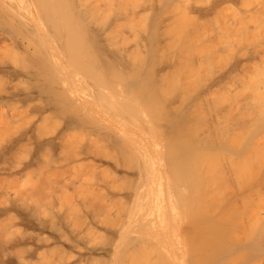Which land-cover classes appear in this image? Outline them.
Here are the masks:
<instances>
[{"label": "bare ground", "instance_id": "obj_1", "mask_svg": "<svg viewBox=\"0 0 264 264\" xmlns=\"http://www.w3.org/2000/svg\"><path fill=\"white\" fill-rule=\"evenodd\" d=\"M262 23L264 24V0H0V264H10L16 260V262L23 264H130V260L135 253L133 237L125 244L121 243L123 241L120 243L118 242L120 241L119 239L127 237L129 229L118 228L111 215L108 216V208L113 206H109V204L113 200L115 194H113L111 188L108 189V186L105 187L110 190V192L107 190L105 191L103 184H109L103 182L106 179L102 182H100V178L96 180L98 179L96 175L100 171L103 172L108 170L107 168L110 167V165L107 167L109 162H106V164L104 156L101 153L96 152L92 147H88L86 143L89 142L81 143L80 140L83 138H80V136L78 137L76 135L78 139L72 136V139L80 141L79 146L77 145V140L76 142L75 140H71V137L67 136L69 131L78 130V128L82 126L85 127L82 131L87 130L86 128H92V126H87L88 124L93 125V127H95L93 129L97 130H92L90 128L89 130H92L93 133L90 131L92 134H94V132L98 134L108 131L107 127L94 122L85 114L89 105H91L92 102L97 103L99 98L96 95L97 92L94 90L92 91L90 88L92 83L102 79V71L106 63L112 65V62L115 61L117 64H123V66L129 65L131 60L127 58L129 55L126 54L133 48L137 47L138 49L140 48L139 50H141V52H146L147 50H143V48L149 50L155 49L156 51L157 48L161 49V47L165 46L167 48L172 47L170 46V41H168L169 47L164 44L162 45L160 36L175 33L178 36L177 38L181 40V47L183 49L187 51H200L202 52H199L201 56L204 53L205 57L210 58L206 56L205 53H207L214 58L215 56L217 57V55L221 57L222 54L228 53L229 50L233 51L234 49L232 47L234 46H236V48L237 45L240 44H244V47L245 44L247 46V42H249L252 37L248 35L251 33V35L255 34L254 32L259 30V28V32L261 28L264 29ZM261 25L262 27L258 28V26ZM140 26L145 29H141ZM139 30H143L142 32L145 33ZM259 32L253 35V37L255 36L254 39L258 38L256 37L258 34L259 40L261 37L263 38V40L261 38L262 42L259 41V43H262V48L259 49L260 47H258L255 51H251L252 53L247 52L251 54L252 59H256L257 56L260 57L258 59L259 61L256 59V62H260L261 60L260 65L258 63V66L255 65L256 67L254 68L256 62L252 63L253 67L251 65L252 69H249L251 71L254 68L255 71H257L254 74L257 76V80H253L257 90L255 95L252 94L253 96L250 97L249 100L246 99L243 104L240 102L241 100L239 101L237 99V102L234 98L233 103L235 104L236 101V104L232 106L233 108L236 106L242 107L245 104L244 111L247 110V113L252 117V119L249 117L251 120L246 119L252 123H248V126L252 125L253 127V130H251L252 127L249 126L251 128L247 131L249 127L247 128L245 125L246 122L243 120L246 116L242 118L244 122L241 121V123H239L238 120V122L233 120L234 122L236 121L238 125L243 124L244 126H241V128L246 126L247 130L243 128L247 131L245 133L246 137L247 133L251 132V135L248 133V138L249 136L251 137L246 141V145H243L245 147L241 146L242 144L239 141L240 144H238V146L240 145L242 148L239 146L241 149L237 150L236 147V151L231 153L229 156L230 158L227 156V158L231 160H229L231 166H233V175H231L234 177L239 176V178H241L240 175L243 176L241 173H244V171L242 169L238 170V165H249V163L252 162V156H255V154L258 156L260 153L258 150H260V148L264 150V145L261 147L264 143L259 145V142L263 139L261 136L264 135V77L259 78L260 72H262L261 75L264 72V33H262L264 30L260 32L262 36ZM139 34H145V36L141 35L139 38ZM253 37L251 38L252 42ZM164 42L167 41L164 40ZM248 46L250 45L248 44ZM244 49L242 48V50H240L243 51ZM153 50L150 51L153 52ZM240 50L239 53L237 51V56L241 54ZM245 51L247 50H244V52ZM147 53L149 52L147 51ZM250 54H248V56H250ZM216 57L215 59L217 60L218 57ZM219 59L217 60L218 62ZM200 60L202 62L205 59L202 60L200 57ZM136 61L138 62V60ZM136 61L132 62L137 64ZM212 62L214 63L213 59ZM138 63L141 64L140 62ZM235 63L233 66H237V68H241L244 65L243 62ZM248 63L250 62L245 63L246 65H244V67L247 66ZM230 64L232 66V63ZM239 64H241V66ZM225 67L227 68V66ZM225 67L223 68L225 69ZM244 67H242L241 71ZM213 68L215 67L213 66ZM245 70L244 68V71ZM244 71H242V73H244ZM217 73L219 74L220 72L218 71ZM229 73L232 74V71ZM248 75V77H250L249 73ZM223 77H226V75ZM248 77H245L246 80L243 77L245 80L244 82L247 81ZM231 79L232 77L228 80ZM239 79L235 78V80L238 81ZM249 80L252 82V79ZM5 83L13 85L14 88H10L8 85H5ZM21 83H30V89L17 86ZM67 83L71 84L69 93L78 104L71 112L65 111L66 106L64 102L67 101H65L64 94L58 87L60 84ZM208 91L211 90H207V92ZM36 93L45 96L47 99L45 105H42L43 111L45 107H47V110L48 107L50 109V107L52 108L55 105L58 106V109L66 112V117L65 114L63 116L64 124L61 127L55 126V130L53 129L51 133L49 131L51 128L47 129L48 131H43L46 129H43L42 127L44 126H41V130L37 120L30 119L23 121L22 118L16 117V109H12L14 102L33 96L31 98L32 100ZM215 93L214 95L217 94ZM231 93L232 92L229 94L232 95ZM207 95L209 97V94ZM202 96L206 98V95L203 94ZM204 101L202 102L204 103ZM84 102H87L88 105L85 106ZM198 103L202 104L200 102ZM39 108L42 109L41 106H39ZM104 109L110 112V110ZM241 112L238 113L240 118L236 115L239 120L241 119ZM245 114L244 112V115ZM223 127L225 126L223 125L221 130H224L222 129ZM44 128L47 127L45 126ZM58 128L60 129L58 130ZM232 130H234V128ZM244 130L243 132H245ZM47 132H49L50 135ZM234 132L233 135L236 133ZM243 132L241 131V133ZM80 133L81 131L78 135H80ZM236 134H239V132L237 131ZM233 135H229L226 141L229 142L230 138L234 139L232 138L234 137ZM239 135H236L237 138L235 136L234 140H238ZM206 139L205 142L207 143L208 141H206ZM67 141L71 143L75 142L74 145L72 144L75 148L71 149V147L65 143ZM118 141L119 139L117 138L113 139L114 143H118ZM65 145L69 146L70 149L65 147ZM234 145L236 146V144ZM45 146H49L50 148L47 158L42 157L44 155L43 148ZM222 155H224V153ZM226 155L228 154L226 153ZM259 155L262 157H260V162L262 160L260 165L262 166H259L262 170L258 167L261 175L255 174V177L256 175L260 177L251 178L256 180L252 181L250 179L252 182L245 183V189H242L244 194H242V200L244 201L240 200L242 203L247 204L248 201L250 202L249 204L253 202L252 205L254 204L255 208V211H253L252 205L248 204V206L246 204L248 206V211H245V208L243 209V213H245L243 218L247 216L246 219L248 218V221H251L253 217V219L256 220L259 219V222L252 219V222H257H254L256 225L254 227L256 228L251 227L252 224H247L248 228L250 226L251 231L250 228L248 229L246 226V229L250 231V234L248 233L250 237L247 235L249 241H246L245 244L244 242H242L243 244L238 242L240 241V234L235 238L234 236L237 234H233V230L230 228L231 226H228L229 222H231L229 221V219H231V213L227 212V215L230 214V218L225 213L227 210L231 211L232 208H229L230 210L224 209L226 210L225 212L221 209L224 213L222 214V211L219 210L221 212L217 214L226 215H224L225 220L222 218L223 216H220L224 222L226 221L225 226L223 225V220L219 219V216L217 219L220 221V226L218 222H216L218 224L217 227L214 226L215 224L212 225L217 219L214 216L212 219L211 216L210 220L207 219L208 217H206L205 220L207 219L210 221H206L208 225L212 222L211 226H213L214 230L211 229L212 227L209 229L210 225L209 227L194 226V228L192 227L193 225H190L191 229L189 226V228L187 227L188 223H185L186 226L184 225L177 229H168L165 241L163 242L165 245V247H163L165 250L163 249V251L166 255V264H224L229 256V252L233 253V249L237 248L239 251L235 250V254L240 251L241 254H243L246 251L250 254L248 256H251V258L257 257L258 259H264V208L262 209V206H260H264V202L258 204L261 202L260 198L258 199L260 202H258V200L255 202V200L251 199L254 196L260 197V193H262V191L264 192V152ZM236 157L241 160H236ZM254 160L255 159H253V161ZM257 160H259V158ZM254 162L251 165L254 166V164L257 163V161ZM180 166L182 167V165ZM197 171H199V169ZM203 171L205 172L206 168ZM223 173L226 174L224 171ZM28 174H34V180L30 182L28 180L26 183H22L24 177ZM245 174L246 176H244L247 181L249 173L245 171ZM252 174L250 177L254 176ZM22 175L23 177L20 180L21 186H19L17 181ZM113 175L115 177L117 176V170L113 172ZM113 175L112 178H114ZM89 176L95 178L94 181H89V183L85 181ZM231 180L233 181L232 177L230 178V182H232ZM239 180L240 179H238V181ZM229 185L231 184L229 183L225 188ZM109 187H111V185ZM196 187L197 186L193 185L191 188L193 194L195 193L194 189H196ZM178 190L181 191L180 189ZM142 191L146 193L137 203L140 212L141 209H143L142 211H148L150 208L148 198L149 185H146ZM179 191L174 192L178 193V195H174L172 192L171 196H179ZM233 192L232 195L234 196L235 193ZM192 193L190 195H192ZM188 195L182 194L181 196L187 197ZM232 195L230 196L233 200L231 197L229 199L227 197L226 201L228 203L231 202V205L237 204L239 199L236 200L238 202H236L235 199H237L238 196L236 195L234 198ZM263 195L264 194H262V197ZM199 196L198 194V197ZM190 197L196 198L197 196L193 195ZM255 197L253 199H256ZM161 199V204H163V200ZM193 199L191 201H193ZM196 199H194V202ZM262 199H264V197ZM196 201L198 202L199 200ZM256 203L259 205L258 207L255 206ZM166 204L164 202L163 205L166 207ZM159 207L160 206H158V208ZM228 207L229 206H227V208ZM258 208L261 209L258 210ZM226 217H228V220ZM243 218L241 219L243 220L242 222L245 221ZM202 219L204 221V216ZM246 223L249 222H245L242 227L245 228ZM196 224L198 225V223H195V225ZM147 229L146 231L149 232V229L151 231V228ZM235 230L237 231V227L234 231ZM239 230H241V228ZM236 233L239 232L237 231ZM119 234L120 237H117ZM230 234L231 236L233 235L232 237L234 238H229ZM232 241L235 242L232 244ZM217 243L224 246H218L219 248L221 247L219 251H216L219 249L216 247ZM119 244H122L123 248H120ZM50 248H52L53 251L48 253L47 250ZM246 252L245 254H247ZM147 253L145 257L149 255V251ZM104 257L107 258L106 261L102 259ZM245 258H247V255H245ZM239 261L236 262L239 264ZM236 262L234 264H236ZM241 262H243V258L240 264H244ZM228 263L229 262H227V264ZM251 263H254V261Z\"/></svg>", "mask_w": 264, "mask_h": 264}, {"label": "rangeland", "instance_id": "obj_2", "mask_svg": "<svg viewBox=\"0 0 264 264\" xmlns=\"http://www.w3.org/2000/svg\"><path fill=\"white\" fill-rule=\"evenodd\" d=\"M259 27H262V25L258 26V28ZM141 29L144 30L145 28L141 27ZM259 30L257 31L259 32ZM263 30L264 29L261 28V31ZM139 31L142 32L141 30ZM257 31L254 33L255 34L258 33ZM142 33H145V32H142ZM251 34L248 36L253 37V35H255V34L253 35ZM141 35L145 36V34H139L138 35L139 38L141 37ZM257 35L256 37L258 38L256 39H254L255 36L253 37V42L251 39L252 37L250 38V40L248 39L249 42L250 41L251 42L250 43L247 42V46L249 44L251 47L250 46L247 47L245 44V47H246L245 48L244 44L242 43L243 45L241 44L237 45V48L236 46L232 47L234 49V50L232 49L233 51L229 50L228 53L222 54L221 57H219L220 55H217L218 58L215 56L217 60L220 58L219 62L215 59L214 56H213L214 58H212V55L210 56V54L205 53L206 56L210 57L208 58V57H205L204 53H203L204 57L203 55L201 56L200 53L202 52L200 51L199 53L198 51H195V50L187 51L183 49L181 47L182 46L180 42L181 40L177 38L178 36L175 33L169 34V35H163V36H160L162 45L164 44L168 46V41H170V44H171L170 46L172 47L168 46L169 48H167L165 46L166 48L161 47L162 50L160 48H157L156 51L155 49L154 50L150 49V50H153V52L150 51L149 49L143 48V50H147L149 53H147V51L141 52V50H139L140 48L138 49L137 47L133 48L129 53L126 54V55H129V57L127 56V58H130L131 60V61L129 60L130 61L129 65L123 66V64H120V63L117 64V62L115 61L112 62V65L109 63H106L102 71V75H103L102 79L100 81H95L92 83L90 88L92 91L94 90L97 92L96 95L99 98H98L97 103L92 102V104L89 105L88 110L85 112V114L90 119H92L94 122L100 124L101 126L107 127L108 131L106 133L102 132V133L95 134L94 132V134H92L93 133L92 130H96V129H93L95 128L93 127V125L88 124L87 126L89 127L92 126V128L90 127L92 130H89L90 128H86L87 130L82 131V129L85 128L84 126H82V127H79L80 129L78 128L79 131L77 129L69 131L67 136L71 137V140H75V139H72V136L73 138L74 137L77 138V136L78 137L80 136V138H83L80 140L81 143L89 142V143H86L88 144V147H92L96 152L101 153L104 156L105 163L109 162L108 166L107 165L106 166L109 167L110 165V167L107 168L105 166L108 170L103 171V172L100 171L96 175V177H98V179L96 180H99L100 178L101 180L100 182H102L104 179H106L103 182H106L109 184H106V185L103 184L105 191L107 190L110 192V190L108 189L111 188L113 194H115L113 200L109 204V206L110 205H113V206L108 208L109 210L108 216L111 215L112 219L115 221V225L118 228L120 229L128 228L129 229L127 237L119 239L120 241L118 242L120 243L121 241H123L121 243L125 244L133 237V241L135 244V253L133 254V258L130 260V264H166V259H165L166 255L164 254V251H163L164 249L163 247H165V245L163 244V242L165 241L166 233L168 229H172V228L177 229L184 225L186 226V224L188 223L189 225L187 224V227L189 226L190 228L192 225H193L192 226L193 228L194 226L195 227L196 226L198 227L208 226L209 227L210 225L209 229L212 227L211 229L214 230L213 226H211L212 222L209 223L208 225L206 221L210 220L211 216H212V219L214 217H216L217 219L218 216H219V219H221L220 216H223L222 218H224L225 214L220 215L217 213H220L222 210L225 212L226 210L224 209H229V208H232L234 211L231 209V211L227 210L225 213L226 215H227V212L231 213V215L228 213L231 217V219H229V221L231 222H229L228 226L229 225L231 226L229 227L231 228V230H233L232 231L233 234H237L234 237L237 238V236L240 234L239 235L240 239L238 237L240 241L238 242L239 243L241 242V244H243L242 242H244L245 244L246 241L247 242L249 241L248 238L250 237L249 234H250L251 228L249 226L250 228V231H249L247 224L249 225L252 224L251 227L256 228L254 227L256 226L254 222L256 221L259 222V219L257 218L258 220H256V219H253L254 218L253 217L252 219L256 221L252 222V219L251 221H248L247 220L248 218L246 219L247 216L243 218L245 214L243 213V209L245 208L244 210L248 211L247 207L249 205H252L253 202L249 204L250 202L248 201V204H249L248 205L247 203H242L240 200L243 199L242 189L243 190L245 189V186H244L245 183L246 182L249 183V182L256 180V179L253 180L251 178H254L255 174L258 175L261 173L259 171L262 170V168H260L262 166L260 165L262 163V160L260 162V159L262 157L259 154L264 152V150L260 148V150H258V152L260 153L258 154V156L255 154L256 157L252 156L253 157L252 162L249 163V165L248 164H246V166L238 165L237 169L238 170L242 169L244 171V173H241L243 174V176L240 175L241 178H239V176L238 177L232 176L233 166H231V162H230L231 160L229 159L230 158L229 156L231 155V153L236 151L235 150L236 147H237V150L241 149L242 148L241 146H243L246 143V141H248V139L251 137L249 136L248 138V135L251 132L250 133L248 132L249 134L247 133V137L245 134L252 127V125H249L251 127L248 126V123H251V121L246 120V119H250L249 117H251L249 113H247V110L244 111V107L246 105L244 104L245 106L243 105L242 107H237V106L234 107L236 109H234L232 106H235L237 99L239 101L241 100L240 102L243 104V102H245L246 99L249 100L250 97L255 95V92L257 90L256 85L254 84V81H253V80H257L256 79L257 76L254 75L257 71H255L254 68L256 67L255 65H257L258 63L260 65L261 60L260 62H256V59L258 60L260 57L257 56L256 59L255 58L252 59L251 54L247 53L251 51L253 52V50L255 51L256 49H258V47H260L259 49L262 48V45H261L262 43H259V41L262 42L263 38L261 37L262 40L261 38L259 40V36ZM164 40L167 42H164ZM239 48L241 50L242 48L243 49L245 48L244 50H247V51L245 52L244 50L241 51ZM236 49H239L241 54L243 53L242 56L241 54L237 56V54L239 53V50H237L238 51L237 53V51H235ZM248 54H250V56H248ZM199 56L202 58V60L203 59L205 60L201 62ZM233 56L235 57V59ZM240 56L242 59L240 58ZM236 58H239V59H236ZM212 59L214 63L212 62ZM136 60H138V62H140L141 64H139ZM143 60H146V61H143ZM150 60L151 61L153 60L152 61L153 63ZM220 60L221 61L224 60L225 62L224 61L221 62ZM132 61L134 62L136 61L137 64L133 63ZM235 61L236 63L243 62L244 65H246L245 63L250 62L245 67L242 64L243 65L242 67L246 69L245 71H249V72H245L243 68L242 71H244V73H242L241 71L242 67L241 68L239 67V65L241 66V64L238 65L239 68H237V66L234 67L233 65ZM227 62L232 63V66L230 63H227ZM255 62L256 64H254V68L253 70H251L253 72H251L249 69H252L253 67L252 63H255ZM213 66L215 68H213ZM225 66H227V68ZM223 67H225V69ZM218 71L220 72L219 73L220 75L217 73ZM228 71L229 72L232 71V74H230ZM248 73L250 74V77H248L249 76ZM261 73L262 72H260L259 78L264 77L262 76L264 75V72L262 75ZM238 74L240 75V77ZM221 75L223 76L226 75V77H223ZM217 77L220 79H218ZM231 77L232 79L228 80ZM243 77L245 80L248 77L246 82H244L245 80L243 79ZM235 78L239 79V81L235 80ZM233 79L235 80V82ZM249 79H252L251 80L252 82H250ZM5 85H8V83H5ZM8 86L10 88H14L13 85H8ZM17 86L26 87V89H30L29 88L30 83H21ZM60 86L58 85L59 89H61V91L64 94L65 101H67V102H64L66 106L65 111L71 112L72 109H75V106L78 105L77 102H75L74 99L72 98V95H70L69 93L71 84L70 83L60 84ZM227 86L228 88L229 87L230 88L228 89ZM207 90H211L212 93L211 91L207 92ZM228 90H229V93L232 92L231 93L232 95L228 93ZM233 92L235 95L233 94ZM214 93L216 95H214ZM201 94L206 95V98H204V96H202ZM207 94H209V97ZM212 95L214 98L212 97ZM32 97L33 96H31L30 98H23L21 99V101L14 102V106L12 107V109H16V114H15L16 117L22 118L23 121H27L30 119L37 120L38 124L40 125L39 128L41 130L42 128L46 129L43 131H48L47 129L51 128V130H49L50 133L54 128L61 127L64 124L63 116L65 114V117H66L65 111L63 112L61 109H58V106H55V105L54 107H52L54 109H52L51 107L49 109L48 107L47 110H46L47 107L43 106L45 107L43 111L42 105H45V103L47 102L46 97L43 95H38L37 93L34 94V98L31 100ZM234 98L236 100L235 104L233 103ZM205 99H207L208 101ZM201 100L202 101L205 100L204 103ZM198 102L202 104H199ZM84 103H85V106L88 105L87 102H84ZM39 106H41L42 109H40ZM104 108L110 110V112L105 111ZM200 110H203V111H200ZM233 110L234 111L236 110V111L234 112ZM238 111L239 112L242 111L240 113L241 115L240 120H239L240 116L238 114L239 113ZM244 112L246 113L245 115H244ZM245 116L246 118L243 120H245L246 124L245 123L244 124L247 126V128L248 127L249 128L248 130L246 129V126L243 128H245L247 131L241 128V126H244L243 124L238 125L237 123L238 121L239 123H241V121H243L242 118ZM254 119L257 120L256 118ZM233 120H236V121L238 120V121L234 122ZM222 124L225 126L222 128L224 130H221V127L223 126ZM41 126H44V127L46 126L47 128H44V127L41 128ZM233 128L234 130H232ZM59 129L60 128H58V130ZM240 130L242 132L244 130L245 132L241 133ZM251 130H253V127ZM80 131L81 133L80 135H78ZM234 131L236 133L238 131L239 134L241 135L236 134ZM233 132L237 136L239 135L238 140H234L236 135L235 134L233 135ZM47 133L50 135L49 132ZM229 135H233L234 137L232 136L230 137L234 139H231L229 137L231 140L229 139V142H228L226 140H228L227 137ZM262 136L261 138L264 139V137ZM244 137L246 138V140ZM115 138L119 139L118 143L113 142V139ZM205 139L206 141H208L207 143L205 142ZM217 140H218V143H217ZM262 140L259 142V145H261V143H264L263 142L264 140L263 141ZM69 141L65 143L69 145L71 149L75 148L72 146V144L74 145L75 142L72 141L73 143H71ZM77 141H76L78 143L77 145L79 146L80 141L79 140ZM210 141L211 142L214 141V142L211 143ZM239 141L242 144L241 146L239 145L241 148L238 146V144H240ZM209 142H210V146H209ZM234 144H236V146ZM67 145H65V147L70 149V147ZM263 145L264 144H262L261 147ZM49 151H50L49 146H45L43 148L44 155L42 157L47 158ZM223 153L224 155H222ZM226 153L228 155H226ZM227 156L229 158H227ZM223 157L224 158L226 157L227 159L226 158L224 159ZM258 158L259 160H257ZM253 159H255L257 163H255L256 161L254 160L255 161L254 162ZM236 160L239 161L241 159L237 158ZM253 162L255 163L254 166L251 165ZM224 164H225V167H224ZM180 165H182V167ZM223 167L225 170L223 169ZM258 167L260 170L258 169ZM197 168L199 169V171H197L198 170ZM205 168H206V171L204 172L203 170H205ZM116 170H117V176L115 177L113 175V172H115ZM194 170H196L197 172ZM200 171H201V174H200ZM223 171L226 172V174L223 173ZM245 171L249 173V175L247 176L249 180L247 178V181L245 177L246 176ZM250 173L251 174L253 173L252 175L254 176L250 177L251 176ZM33 175L34 174L26 175L22 183H26L28 180L29 182L34 180L35 177H33ZM112 175L114 178H112ZM189 175H190V178H189ZM198 176L200 177V180ZM22 177L23 175L20 176L19 180L17 181V184L19 186H21L20 180L22 179ZM102 177H105V178H102ZM231 177L233 179V181L231 180L232 182H230ZM201 178H203L204 181ZM237 178L240 180L238 181ZM94 179L95 178H92L91 176H89L85 179V181L89 183V181L90 182L94 181ZM235 180L237 181V184ZM229 183L232 186L229 185L225 188V186L228 185ZM110 185L111 187H109ZM146 185H149L148 198H149L150 208L148 209V211H146L143 206L145 211H142L143 209H141V212H140V210H138L137 203L141 199V197L146 193L145 191H142V189ZM193 185L199 188L198 189L196 187V189H194V192L196 194L192 193L193 190L191 188L193 187ZM105 186L106 187L108 186V189H106ZM178 189H180L181 191H179ZM210 189H212L213 191ZM195 190L200 195L199 197ZM175 191L180 192L179 196H177L178 193H174ZM172 192L174 195L175 194L177 195L174 196L172 194L173 196H171ZM232 192L235 193L234 194L235 197L236 195L238 196V198L235 199V201L239 199L238 200L239 202L238 201L236 202L240 204L235 203L237 206L235 204L231 205V202H230L231 199L230 201L228 200L230 203L226 201L227 197L228 199L231 197L230 195H232ZM191 193L192 195H190ZM180 194L181 195L189 194V195L186 197V196H181ZM262 194H264L263 191L262 193H260L261 195L260 197L257 194L258 197L254 196L256 199H253L254 197H252L251 199L257 202L256 200L260 198L261 202L258 200V202H260L258 204H262L264 202V199H262L264 195L262 197ZM166 195L167 197L168 196L169 197L171 196V197L170 198L168 197V200H167ZM193 195L194 196L196 195L197 199L194 197H190ZM161 198H164V199H161ZM183 198L184 200L186 199L185 202ZM191 198L192 199L194 198L199 201L197 202L195 200L194 202V199L193 201H191L192 200ZM160 199L163 200V204L164 202L165 204L167 203L166 204V207L168 206L167 208L163 204H161L162 201H160ZM243 204L245 207L243 206ZM258 204L256 203L255 206L258 207L259 206ZM158 206L160 207L158 208ZM227 206L229 207L227 208ZM260 206H262V209L264 208L263 205H260ZM252 207H253V211H255L254 204L252 205ZM259 209L261 208H258V210ZM223 211L221 212L222 214L224 213ZM263 213H264V209H263ZM229 215L227 216L229 217ZM259 215H263V214H259ZM203 216H204V221L202 219ZM206 217H208L207 218L208 220L207 219L205 220ZM228 217H226L227 220H228ZM242 218L245 220L244 222H242L243 221L241 220ZM219 219H217V221L215 219H214L215 221L211 220V221H214L212 225L215 224L214 226L217 227L218 224L216 222L219 223L220 222ZM224 220H223V225L225 226L226 221L224 222ZM245 222H249V223H246L245 228H244L242 226L244 225ZM195 223H198V225L197 224L195 225ZM219 226H220V223H219ZM233 226L235 228L237 227V231L239 233H236L237 232L236 230L234 231L235 228ZM246 226L248 229H246ZM145 228L146 229L151 228V231L149 229V232L151 233L146 231ZM240 228L241 230L242 229L243 230L242 231L239 230ZM247 235H249V237H247ZM232 236L230 234L229 238H234ZM117 237H120V234L117 235ZM234 242L235 241H232V244ZM122 244H119L120 248H123ZM218 244L219 243H217V246H216L217 248H219L218 246L221 245V244L219 245ZM221 247H224V246L221 245ZM220 248L217 249L216 251L221 250ZM233 250L239 251L238 248L233 249ZM47 251L49 253L53 250L52 248H50ZM148 251H149V255L145 257V254ZM234 251H232L233 253L229 252V256L227 255L228 258L226 260V263L224 264H227V262H229L230 264H234L236 261L238 262L240 259H241L240 261H242V258H243V262L241 263H244V264H248V263L250 264L253 261L256 264H261V263L264 264V262H262L264 261V259H261V258L258 259L257 257L251 258V256H248L250 254L247 253L246 251L245 252L247 254H245L244 251H243L244 253L242 252L243 254H241V251L236 252L237 254H235ZM245 255H247V258H245ZM102 259L104 261L107 260V258L105 257ZM246 259L249 261H247ZM16 261L10 264H23V263L16 262ZM240 261H239V264H240ZM237 262L236 264H238ZM254 263H251V264H254Z\"/></svg>", "mask_w": 264, "mask_h": 264}]
</instances>
